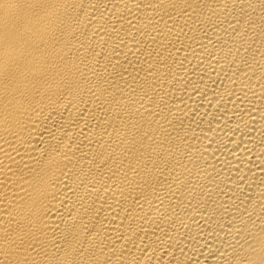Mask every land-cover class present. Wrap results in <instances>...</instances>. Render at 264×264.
I'll use <instances>...</instances> for the list:
<instances>
[{"label": "bare ground", "instance_id": "1", "mask_svg": "<svg viewBox=\"0 0 264 264\" xmlns=\"http://www.w3.org/2000/svg\"><path fill=\"white\" fill-rule=\"evenodd\" d=\"M0 264H264V0H0Z\"/></svg>", "mask_w": 264, "mask_h": 264}]
</instances>
